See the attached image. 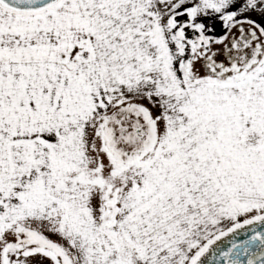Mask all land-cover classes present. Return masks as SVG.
Masks as SVG:
<instances>
[{
  "label": "snow or ice",
  "instance_id": "snow-or-ice-1",
  "mask_svg": "<svg viewBox=\"0 0 264 264\" xmlns=\"http://www.w3.org/2000/svg\"><path fill=\"white\" fill-rule=\"evenodd\" d=\"M0 264H264V0H0Z\"/></svg>",
  "mask_w": 264,
  "mask_h": 264
}]
</instances>
